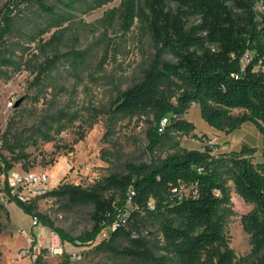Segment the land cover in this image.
<instances>
[{
  "label": "rangeland",
  "instance_id": "obj_1",
  "mask_svg": "<svg viewBox=\"0 0 264 264\" xmlns=\"http://www.w3.org/2000/svg\"><path fill=\"white\" fill-rule=\"evenodd\" d=\"M122 2L112 0L98 5L94 0H47L52 11H44L33 2L0 0V19L8 13L12 20L11 32L0 50V152L14 164L9 172L24 170L27 162L30 170L44 169L60 177L64 164L70 163L72 169L60 185L87 186L112 172H122L126 163L156 164L178 141L188 149L211 146L212 160L223 171L228 166L221 160L245 145L254 149L250 155L254 163L262 161L263 133L253 121L244 122L227 133L209 125L201 115L199 104L192 103L182 118L194 125L193 134L166 137L160 145L154 146L150 133L156 129L164 132L170 125L161 129L164 117L157 124L153 114L114 112L113 100L142 79L156 53L152 37L139 19L129 30L125 29ZM168 4L176 8L174 2L168 1ZM257 8L264 12V0L259 1ZM164 58L174 60L169 53L164 54ZM249 59L247 52L243 64ZM47 60L53 65L42 78L35 80L40 66ZM239 112V109L233 110L235 114ZM172 114L176 113L167 117ZM9 127L23 133L28 155L24 160L15 161L6 146L3 132ZM3 167L2 162L0 204L6 206L9 217L0 213V223L4 226L0 232V264H33L39 253L47 264H149L123 253L131 246V239L126 235L114 240L97 235L93 241L82 245L72 242L60 257L48 256L46 247L50 234L57 231L42 225L44 228L34 232L29 214L7 192ZM228 183L231 203L221 207L219 215L230 247L238 259L246 258L252 245L241 217L251 211L254 204L239 194L232 180ZM182 188L187 195L188 187ZM49 192L33 203L53 221L55 228L73 237L91 229V207L71 206ZM130 229L156 255L168 253L159 219L145 216L136 228ZM28 246L30 256L18 258L17 254ZM72 251H80L81 258H72ZM252 260L246 258L242 264H251Z\"/></svg>",
  "mask_w": 264,
  "mask_h": 264
},
{
  "label": "trees",
  "instance_id": "obj_2",
  "mask_svg": "<svg viewBox=\"0 0 264 264\" xmlns=\"http://www.w3.org/2000/svg\"><path fill=\"white\" fill-rule=\"evenodd\" d=\"M52 11L47 0H21ZM79 2L83 0H71ZM98 5L112 0H94ZM174 2L176 8L169 6ZM260 0H123L121 18L129 30L139 19L149 31L156 53L141 80L121 91L112 102L114 112L131 115L153 114L157 124L174 112L164 132L150 133L158 146L166 137L191 135L194 125L182 118L185 109L197 103L203 119L218 130L230 133L244 122L253 121L263 133L262 161L254 163L253 148L243 146L221 160L222 170L212 158L213 148L188 149L179 141L156 164L126 163L122 172H112L93 184L64 183L49 193L71 206L92 208V227L77 237L55 228L53 221L37 210L36 203H24L10 193L7 176L14 164L0 152L4 163L7 192L11 199L38 223L56 230L64 241L87 243L103 229L111 240L121 235L131 239L123 253L149 264H264V12ZM0 19V50L11 32L8 13ZM249 62L243 64L246 53ZM169 53L174 60L165 59ZM4 62L5 59L3 60ZM47 60L35 80L52 66ZM260 65V68L258 67ZM234 109L241 112L235 114ZM1 133V129H0ZM23 133L11 127L3 132L15 161L27 158ZM24 170H30L24 163ZM232 180L239 194L254 204L241 223L250 236L252 249L238 259L225 234L221 207L231 203ZM188 187L189 193H183ZM9 211L0 204V213ZM160 220L166 255L156 253L134 231L143 217ZM4 226L0 223V232ZM35 245V240L31 248ZM2 251L0 249V262ZM43 262L36 255L33 264Z\"/></svg>",
  "mask_w": 264,
  "mask_h": 264
},
{
  "label": "built area",
  "instance_id": "obj_3",
  "mask_svg": "<svg viewBox=\"0 0 264 264\" xmlns=\"http://www.w3.org/2000/svg\"><path fill=\"white\" fill-rule=\"evenodd\" d=\"M9 104H13L12 101ZM173 117H177V114H172L170 117H164L161 120V129L165 128L171 123ZM72 169L70 163H65L59 177L57 174H51L48 170H19L11 171L7 176V183L10 189L11 195L17 200L24 203H32L36 198L46 194L53 188L61 184L63 177ZM33 218V224H39L37 218ZM117 227V223H112L101 231L99 235L108 237L109 232ZM82 242H77L76 245H82ZM68 245H73L70 241H64L58 232H51L49 242L47 245V255L51 257H60L65 254ZM72 258H81L80 251H72ZM30 256V247L22 250L17 254L18 258ZM35 259V257H34Z\"/></svg>",
  "mask_w": 264,
  "mask_h": 264
},
{
  "label": "crops",
  "instance_id": "obj_4",
  "mask_svg": "<svg viewBox=\"0 0 264 264\" xmlns=\"http://www.w3.org/2000/svg\"><path fill=\"white\" fill-rule=\"evenodd\" d=\"M15 204V203H14ZM16 205V204H15ZM17 206V205H16ZM10 210V209H9ZM30 217H31V220H32V225H33V228H34V232H38V230H39V228L40 227H43L40 223L39 224H36V225H34L33 224V218H32V216L31 215H29ZM44 228V227H43Z\"/></svg>",
  "mask_w": 264,
  "mask_h": 264
}]
</instances>
